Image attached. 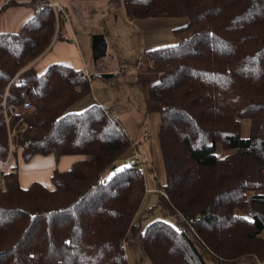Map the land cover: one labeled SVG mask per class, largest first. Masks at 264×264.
<instances>
[{
	"label": "trees",
	"instance_id": "16d2710c",
	"mask_svg": "<svg viewBox=\"0 0 264 264\" xmlns=\"http://www.w3.org/2000/svg\"><path fill=\"white\" fill-rule=\"evenodd\" d=\"M19 3L32 14L0 32V159L10 147L24 160L83 156L54 168L51 187L0 171V264H128L129 231L152 264H203L185 230L220 264H264V0H122L130 20L185 17L176 41L139 66L157 73L147 95L160 115L158 204L176 216V226L155 218L143 228L141 165H115L132 145L120 120L97 101L68 109L96 75L61 62L39 71L52 40L68 39L64 20L50 0L1 7Z\"/></svg>",
	"mask_w": 264,
	"mask_h": 264
},
{
	"label": "rangeland",
	"instance_id": "374dc122",
	"mask_svg": "<svg viewBox=\"0 0 264 264\" xmlns=\"http://www.w3.org/2000/svg\"><path fill=\"white\" fill-rule=\"evenodd\" d=\"M89 9H77L71 21L76 41L82 49V60L94 73L98 67L111 72V78L94 76L90 92L69 106L70 111H80L93 101L110 107L120 120L132 145L116 161L117 167L135 158L141 165L145 191L139 205L135 224L141 228L155 218H162L176 226V216L158 204V189L165 182V168L158 141L160 115L155 102L149 99L147 87L157 73H139L143 54L153 48L176 41L174 27L182 24L179 17H148L130 20L124 12L122 0H81ZM84 10V11H83ZM102 33L107 41L106 54L93 58L92 35ZM140 61L137 63V59ZM91 73V74H92ZM143 75V78H142ZM247 120H243L245 122ZM244 125L240 128L243 129ZM223 154L222 150L218 155ZM184 235L197 250L203 264H220L206 250H201L189 230ZM128 264H152L147 255L141 254L131 232L123 241Z\"/></svg>",
	"mask_w": 264,
	"mask_h": 264
},
{
	"label": "crops",
	"instance_id": "0c3cea01",
	"mask_svg": "<svg viewBox=\"0 0 264 264\" xmlns=\"http://www.w3.org/2000/svg\"><path fill=\"white\" fill-rule=\"evenodd\" d=\"M10 0H0V32L1 31H17L22 22L32 14L30 7L24 4H8L1 7L4 3ZM26 1V0H16ZM57 3L61 10L67 15L64 20V26L66 30L67 40L53 39L49 45V48L36 59V66L39 71H43L44 68L52 62H61L70 65L74 68L83 69L86 73L91 74L92 71L86 68L82 60V49L80 44L75 38V29L71 21L72 14L77 9H89L91 4L86 6L81 0H50ZM83 10V11H84ZM171 17V16H162ZM179 17V16H178ZM184 19L178 22L183 23ZM180 25V24H179ZM95 34H101L98 32ZM107 51V41L103 35ZM104 54V55H105ZM96 72H106L108 70L98 67ZM114 73L115 71H111ZM140 73V70H139ZM143 74L147 72H141ZM112 77V76H111ZM110 77V78H111ZM143 78V75H142ZM108 79V78H107ZM243 129L240 130L242 136H246L248 132V122H241ZM222 155V154H221ZM82 154H62L59 157H55L53 153L46 154L35 153L28 160H24L21 156L20 148L17 147L14 151L9 148L8 154L4 160L0 159V171H7L10 169H16L19 184L23 187L27 186L31 181L37 180L43 183L47 187H51L50 175L54 168L58 170L67 169L71 162L82 157Z\"/></svg>",
	"mask_w": 264,
	"mask_h": 264
},
{
	"label": "water",
	"instance_id": "95a60500",
	"mask_svg": "<svg viewBox=\"0 0 264 264\" xmlns=\"http://www.w3.org/2000/svg\"><path fill=\"white\" fill-rule=\"evenodd\" d=\"M105 49H106V43L104 40L103 35L101 34H93L92 35V53H93V58L96 59L98 57H101L105 54ZM96 75L101 78L107 79L112 76V72H96L92 73L91 75Z\"/></svg>",
	"mask_w": 264,
	"mask_h": 264
},
{
	"label": "built area",
	"instance_id": "2783aa9c",
	"mask_svg": "<svg viewBox=\"0 0 264 264\" xmlns=\"http://www.w3.org/2000/svg\"><path fill=\"white\" fill-rule=\"evenodd\" d=\"M50 4L52 5V7H53V9L55 11L56 17L59 16L63 20H66L67 15L61 10L60 6L57 3L53 2V1H50ZM139 61H140V57L137 59V63ZM2 110L4 111L5 117L7 119V114H6L7 109H6V106H5L4 102H2ZM9 111H11V108H9Z\"/></svg>",
	"mask_w": 264,
	"mask_h": 264
}]
</instances>
